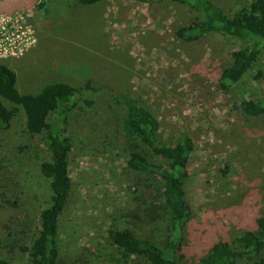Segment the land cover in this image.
<instances>
[{"label": "rangeland", "instance_id": "1", "mask_svg": "<svg viewBox=\"0 0 264 264\" xmlns=\"http://www.w3.org/2000/svg\"><path fill=\"white\" fill-rule=\"evenodd\" d=\"M211 1L227 12L250 2ZM195 19L172 2L0 0V64L15 73L18 91L36 94L54 82L80 90L66 126L72 186L59 222L57 264L118 257L106 239L110 228L165 246L161 182L126 168L130 152L148 156V150L123 138L125 106L117 100L146 106L159 122L160 141L183 135L193 141L183 185L190 214L177 264H190L214 242L232 245L264 216V115L248 118L240 106L264 92V79L252 81V70L219 89L217 76L240 43L216 33L178 39L175 31ZM3 104L17 111L0 135V257L27 264L20 247L34 237L48 202L38 166L49 154L43 134L26 132L23 111Z\"/></svg>", "mask_w": 264, "mask_h": 264}, {"label": "trees", "instance_id": "2", "mask_svg": "<svg viewBox=\"0 0 264 264\" xmlns=\"http://www.w3.org/2000/svg\"><path fill=\"white\" fill-rule=\"evenodd\" d=\"M84 6L101 0H75ZM141 4L172 2L185 5L197 14L191 21L175 31L185 42H196L208 34H221L240 43L228 54V65L217 76L219 89L227 90L250 74L254 82L264 79V0H250L247 6L224 11L211 0H132ZM97 89L88 84L82 88ZM80 90L63 82L48 84L36 94H22L17 89L15 73L0 64V135L11 126L17 109H7L3 101L18 106L24 113L25 130L30 135H44L49 159L38 166L40 175L48 181V202L38 213L34 237L20 251L27 255V264H57L59 256V222L71 191L68 160L71 140L66 135L68 115L76 106ZM125 106L122 121L123 138L148 150V156L133 151L126 160V168L143 173L161 182V198L167 215L163 227L165 246L138 238L129 228H110L106 239L118 257L107 264H177L182 251V229L189 220V206L183 190L187 179V163L193 152V141L187 135L177 137L171 144L159 140L160 125L157 118L144 105L130 99L117 100ZM86 106L91 102L84 101ZM241 111L248 118L264 115V92L259 97L241 102ZM264 134V133H263ZM150 158H155L154 161ZM8 203V202H5ZM233 245V246H232ZM214 242L190 264H264V216L253 222V227L232 241ZM243 260V261H242ZM0 264H7L0 257Z\"/></svg>", "mask_w": 264, "mask_h": 264}, {"label": "built area", "instance_id": "3", "mask_svg": "<svg viewBox=\"0 0 264 264\" xmlns=\"http://www.w3.org/2000/svg\"><path fill=\"white\" fill-rule=\"evenodd\" d=\"M2 53V51H1V47H0V54Z\"/></svg>", "mask_w": 264, "mask_h": 264}]
</instances>
